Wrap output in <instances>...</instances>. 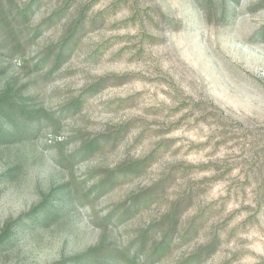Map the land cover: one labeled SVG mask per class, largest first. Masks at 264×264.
Segmentation results:
<instances>
[{
  "label": "rangeland",
  "instance_id": "obj_1",
  "mask_svg": "<svg viewBox=\"0 0 264 264\" xmlns=\"http://www.w3.org/2000/svg\"><path fill=\"white\" fill-rule=\"evenodd\" d=\"M0 130V264H264V0H0Z\"/></svg>",
  "mask_w": 264,
  "mask_h": 264
},
{
  "label": "trees",
  "instance_id": "obj_2",
  "mask_svg": "<svg viewBox=\"0 0 264 264\" xmlns=\"http://www.w3.org/2000/svg\"><path fill=\"white\" fill-rule=\"evenodd\" d=\"M6 103H8L9 101L8 100H5ZM80 102L79 99L75 100L74 101V105H77L78 103ZM10 103V102H9ZM23 110L22 112L25 113L27 115V111ZM28 118H31V115H27ZM14 118L13 117H10V120H13ZM3 130H0V132H2ZM4 134V133H3ZM97 146L99 147V144L95 141L89 143L87 145V148L85 150L89 151V152H93L97 149ZM109 183H103L101 182L98 187L100 188L99 192H102L107 186H108ZM140 197H136L135 200H131L130 203H129V206H128V211H136L138 209V206H139V202H140ZM160 227H163V225H159ZM168 235H169V229L168 231L166 232V236L164 235L162 238H161V241L156 245L157 248L159 249H165L164 246H168V244H170L171 242V239H167L168 238ZM141 248V247H140ZM142 249V248H141ZM140 249V250H141ZM139 250V251H140ZM159 252V250L155 249V254H157ZM128 261L132 264H135L136 263V260H134L133 258H129Z\"/></svg>",
  "mask_w": 264,
  "mask_h": 264
}]
</instances>
